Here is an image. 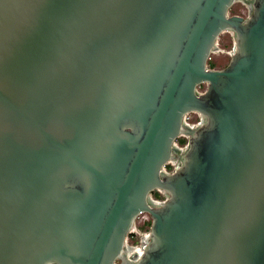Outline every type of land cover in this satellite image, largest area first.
<instances>
[{"label": "water", "instance_id": "95a60500", "mask_svg": "<svg viewBox=\"0 0 264 264\" xmlns=\"http://www.w3.org/2000/svg\"><path fill=\"white\" fill-rule=\"evenodd\" d=\"M237 1L0 0V264H264V0Z\"/></svg>", "mask_w": 264, "mask_h": 264}, {"label": "rangeland", "instance_id": "374dc122", "mask_svg": "<svg viewBox=\"0 0 264 264\" xmlns=\"http://www.w3.org/2000/svg\"><path fill=\"white\" fill-rule=\"evenodd\" d=\"M229 15H237L247 19L250 16V8L246 3H244L243 0H238L236 4H234L230 9ZM217 46L218 49L211 55L208 61V67L211 69H223L229 64L235 47L233 35L229 32L220 35ZM206 89V85L199 87L200 92H204ZM191 118L194 122H199L200 120L199 115L196 113H192ZM176 144L181 148H186L188 145V139L186 137H180L177 139ZM167 167L168 172H172L177 167V164L172 162ZM152 199L159 203H163L166 200L163 192L161 191H154L152 193ZM147 218L148 216L146 214L141 215L136 221L135 229L129 234L127 238L128 249H139L137 251L138 255H134V257L139 256L146 246V241L147 237L149 236L148 234L150 232L152 222L151 217L149 220ZM117 264H120V261H117Z\"/></svg>", "mask_w": 264, "mask_h": 264}, {"label": "built area", "instance_id": "2783aa9c", "mask_svg": "<svg viewBox=\"0 0 264 264\" xmlns=\"http://www.w3.org/2000/svg\"><path fill=\"white\" fill-rule=\"evenodd\" d=\"M191 114L192 113H190V114H186L185 115V117H184V121H185V123L187 124V125H189V126H191V127H195V126H197V125H199L200 124V122H201V118H200V120H199V122H194L193 120H192V118H191ZM170 164V163H169ZM169 164H167L166 166H164V169L168 172V170H167V166L169 165ZM159 203V202H158ZM161 203V202H160ZM144 215V214H143ZM147 216H148V220L150 219V217H149V215L148 214H146ZM146 223V222H145Z\"/></svg>", "mask_w": 264, "mask_h": 264}, {"label": "bare ground", "instance_id": "6f19581e", "mask_svg": "<svg viewBox=\"0 0 264 264\" xmlns=\"http://www.w3.org/2000/svg\"><path fill=\"white\" fill-rule=\"evenodd\" d=\"M145 243V242H144ZM144 245V244H143ZM139 249L138 248H133V249H128V252H127V254H128V257H131V258H134V255H138V253H137V251H138ZM143 252H144V250H143ZM143 252H141L140 254H139V256L140 255H142L143 254ZM138 257V256H137ZM136 258V257H135Z\"/></svg>", "mask_w": 264, "mask_h": 264}]
</instances>
